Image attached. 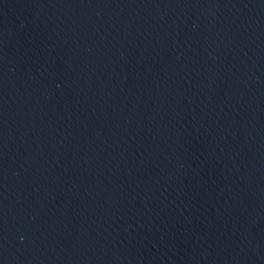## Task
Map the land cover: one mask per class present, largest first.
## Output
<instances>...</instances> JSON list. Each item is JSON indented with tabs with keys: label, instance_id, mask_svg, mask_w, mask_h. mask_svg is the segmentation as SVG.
Here are the masks:
<instances>
[{
	"label": "water",
	"instance_id": "obj_1",
	"mask_svg": "<svg viewBox=\"0 0 264 264\" xmlns=\"http://www.w3.org/2000/svg\"><path fill=\"white\" fill-rule=\"evenodd\" d=\"M0 264H264V0H0Z\"/></svg>",
	"mask_w": 264,
	"mask_h": 264
}]
</instances>
